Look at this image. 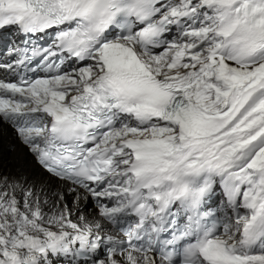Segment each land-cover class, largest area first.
<instances>
[{"label":"snow or ice","instance_id":"1","mask_svg":"<svg viewBox=\"0 0 264 264\" xmlns=\"http://www.w3.org/2000/svg\"><path fill=\"white\" fill-rule=\"evenodd\" d=\"M0 264H264V0H0Z\"/></svg>","mask_w":264,"mask_h":264},{"label":"bare ground","instance_id":"2","mask_svg":"<svg viewBox=\"0 0 264 264\" xmlns=\"http://www.w3.org/2000/svg\"><path fill=\"white\" fill-rule=\"evenodd\" d=\"M14 141H13V138L12 137H10V134H7L6 136H5V138H4V143L5 144H11V143H13Z\"/></svg>","mask_w":264,"mask_h":264}]
</instances>
